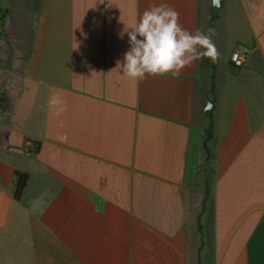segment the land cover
<instances>
[{"label": "crops", "instance_id": "crops-1", "mask_svg": "<svg viewBox=\"0 0 264 264\" xmlns=\"http://www.w3.org/2000/svg\"><path fill=\"white\" fill-rule=\"evenodd\" d=\"M161 3L220 60L132 80L127 32ZM1 10L0 264H264V0Z\"/></svg>", "mask_w": 264, "mask_h": 264}, {"label": "clouds", "instance_id": "clouds-1", "mask_svg": "<svg viewBox=\"0 0 264 264\" xmlns=\"http://www.w3.org/2000/svg\"><path fill=\"white\" fill-rule=\"evenodd\" d=\"M216 3L213 0L214 6ZM131 29L127 32L130 48L117 67L132 80H142L146 75L178 76L202 58L213 63L220 60L221 54L211 36L184 29L179 13L166 3L151 5Z\"/></svg>", "mask_w": 264, "mask_h": 264}, {"label": "trees", "instance_id": "trees-1", "mask_svg": "<svg viewBox=\"0 0 264 264\" xmlns=\"http://www.w3.org/2000/svg\"><path fill=\"white\" fill-rule=\"evenodd\" d=\"M38 147H36L35 151L31 150V152H37ZM29 180V175L26 173H23L21 171L15 172V180H14V198L16 201H19L22 197V194L27 186Z\"/></svg>", "mask_w": 264, "mask_h": 264}, {"label": "built area", "instance_id": "built-area-1", "mask_svg": "<svg viewBox=\"0 0 264 264\" xmlns=\"http://www.w3.org/2000/svg\"><path fill=\"white\" fill-rule=\"evenodd\" d=\"M230 62L232 66L236 69H241L245 66L246 63V56L242 50L234 51L231 54Z\"/></svg>", "mask_w": 264, "mask_h": 264}, {"label": "rangeland", "instance_id": "rangeland-1", "mask_svg": "<svg viewBox=\"0 0 264 264\" xmlns=\"http://www.w3.org/2000/svg\"><path fill=\"white\" fill-rule=\"evenodd\" d=\"M2 14V10L0 11V16ZM209 174V173H208ZM207 176V175H206ZM208 177V176H207ZM211 179V178H210ZM205 197H204V210H205V216L203 219H201L202 221L206 220V222L208 221L209 224V209H210V200H211V180H209L208 177V183H207V187H205Z\"/></svg>", "mask_w": 264, "mask_h": 264}]
</instances>
